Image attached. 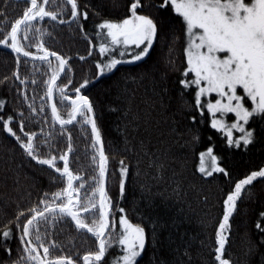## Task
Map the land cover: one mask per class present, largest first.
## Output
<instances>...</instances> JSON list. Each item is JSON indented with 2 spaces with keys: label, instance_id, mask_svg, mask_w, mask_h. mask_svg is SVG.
<instances>
[{
  "label": "trees",
  "instance_id": "obj_1",
  "mask_svg": "<svg viewBox=\"0 0 264 264\" xmlns=\"http://www.w3.org/2000/svg\"><path fill=\"white\" fill-rule=\"evenodd\" d=\"M63 3L64 0H49L46 7L56 11ZM78 3L82 10L89 12L86 21L73 20L65 8L57 20L45 17L34 21V29L40 31L29 32L28 40L22 35L20 39L26 50L36 52L34 45L42 40L45 47L63 55L68 60L66 74L73 85L82 82L83 78L92 80L85 94L93 103L104 150L109 157L107 188L116 205L113 211L118 218L121 215L118 208L123 207L128 218L145 227L147 234L138 264H218L215 261L216 233L223 215V200L235 181L264 167V122L258 118L250 120L247 127L255 129L256 139L246 147L237 148L227 143L223 131L211 127L210 113L205 111L202 116L192 106L196 86L185 89L178 83L186 67V34L182 18L178 19L174 11L158 13L156 9L150 10L154 18L167 19L169 30L163 39L157 40L148 57L118 66L119 71L114 74L93 79L97 72L95 61L104 57L98 56V47L92 49L91 56L88 55L90 40L91 44L98 45L106 35H96L101 32L96 25L104 19H123L128 0H78ZM27 6V0H0V39L10 31ZM15 57V52L0 45V99L6 101L0 114L15 115L22 111L25 131L38 133L37 146L44 155L48 154L50 146H54V152L66 150L70 133L73 146L69 154L70 168L88 181L81 191L84 197L85 190L90 191L92 186L90 177L97 174L96 164L91 159L93 137L90 125L71 123L63 132L59 123L52 125L44 83L48 78L47 65L21 55L20 78L29 77L25 89L14 75L17 71ZM169 58L172 64H169ZM50 59L56 63L54 58ZM64 77L65 73L57 81L58 85L66 82ZM73 85L65 89V95L73 94ZM17 87L21 92L16 91ZM24 91L29 97L27 101L23 98ZM53 101L61 115L67 118L70 102H61L58 90ZM29 104L37 108L38 114L30 112ZM45 116L47 120L43 119ZM192 116L196 117L195 121ZM12 126L18 129V118ZM18 134L23 136V133ZM238 135L239 131L235 130L233 138ZM44 139L50 142L49 145L39 143ZM208 148H212V155L217 157L215 163L226 169L228 175L213 171V167H205L212 172L210 176L200 171V153H207ZM121 160L128 168L122 199L118 195ZM54 175L56 179H53ZM74 184L78 185L79 181ZM64 186L59 174L48 166L38 165L23 151L19 142L0 127V230L6 226L13 228L17 214L37 205L44 192L51 193ZM262 212L264 179L258 178L246 186L231 218L224 257L232 264H264V231L256 227ZM20 219L22 221L24 217ZM261 224L264 227V220ZM119 228L117 224L113 238ZM13 230L18 236L20 229ZM40 231L45 243L56 242L50 249L51 256L70 255L78 264H83L84 254L97 247L92 234L78 230L67 217L58 219L54 226L42 225ZM11 247L15 258L23 244L14 239ZM120 255V247L111 245L104 258L105 264H115Z\"/></svg>",
  "mask_w": 264,
  "mask_h": 264
},
{
  "label": "snow or ice",
  "instance_id": "obj_2",
  "mask_svg": "<svg viewBox=\"0 0 264 264\" xmlns=\"http://www.w3.org/2000/svg\"><path fill=\"white\" fill-rule=\"evenodd\" d=\"M28 6L23 14L11 25V29L4 38L0 39V45L10 48L16 53L17 71L14 74L20 84L27 88L29 77L20 78L19 64L21 54L33 61L39 60L47 65L49 72L46 84V96L52 98L58 90L61 102H70V111L67 118L61 115L57 103H51L52 125L57 122L61 132L73 121L90 125L93 137L91 159L96 164V173L90 177L92 186L90 191L82 189L88 182L85 178L75 173L70 168L69 154L73 151L71 134L68 133L66 150L52 151L49 147L47 155L41 153L37 146L38 133L25 131V118L22 111L13 114H0V127L19 142L23 151L38 165L48 166L59 174L65 186L56 191L44 192L37 205L19 212L13 228L5 227L0 230V264H78L70 255L51 256L50 249L55 246V241L45 243L40 231L41 226L55 225L60 218H70L78 230H86L97 241L95 250L83 255V264H105V256L111 245H118L121 255L115 264H138L144 252L147 234L145 227L139 223H133L127 216L125 209L119 207L121 214L115 216L112 196L107 188L109 157L104 150V141L98 127L93 103L85 94L92 80L83 78L82 82L73 85L72 79L66 74L68 60L58 52L45 47L44 42L38 41L34 47L36 52L26 50L21 42L29 39V32L34 29V21L59 19L65 8L73 20L86 21L89 16L87 10H82L78 0H64L56 11L48 10L49 0H27ZM151 9L159 13L164 10L174 11L177 18H182V25L186 34V46L184 54L186 67L183 78L178 83L188 88L195 85L193 107L199 110L203 116L205 111L211 114V127L221 130L226 135L229 145L239 148L247 146L256 139L255 129L246 127L250 120L259 119L264 122V0H128L125 6L123 19H104L96 25L101 32L106 33L105 38L98 45L91 44L88 55L92 49L98 47V56L95 67L97 72L93 79L114 74L119 71L118 66L143 61L148 57L150 50L158 39H163L168 33V21L162 16L154 18L150 14ZM60 23H65L60 20ZM83 28V24H80ZM43 35V33H41ZM85 37L87 33L85 32ZM32 45H29L31 47ZM171 52V49H170ZM42 53V54H39ZM54 58L56 63L53 64ZM81 60L84 57H80ZM173 61L169 58V64ZM61 73H65L66 82L57 84ZM193 75V78L188 77ZM7 79V78H5ZM35 84L36 80L33 79ZM72 86V95H65V89ZM17 92L21 88L17 87ZM216 98H211L212 94ZM23 98L27 101L28 94L24 91ZM6 101L0 99V111L5 108ZM31 113H37V108L28 105ZM41 108L44 105L40 106ZM234 113L233 122H226L227 114ZM217 114H220L217 116ZM6 116V118H5ZM18 118V129L12 126L14 119ZM47 120L48 117L43 118ZM193 121L196 120L192 116ZM238 130L240 135L233 138V130ZM43 129L41 128V132ZM18 132L23 133V136ZM51 136V133H48ZM198 138V137H197ZM42 145H49L47 139L39 141ZM212 148L207 149V155L213 160V171H219L228 175L226 169L215 163L217 157L212 155ZM98 153V155H96ZM205 153H200V171L205 175H212L204 164ZM62 162V166L61 163ZM128 178V168L124 161H120L118 195L122 199L125 192V183ZM258 178L264 179V167L251 171L243 178L234 182V187L226 194L223 200V215L218 223L216 233L217 247L215 248V261L218 264H232L229 258L224 257L225 245L230 235L231 218L237 210V202L246 190V186L252 185ZM56 179V176H53ZM79 181L76 185L74 182ZM25 211L27 215H25ZM24 219L21 221L20 217ZM261 220H264V212L260 213V220L256 227L264 231ZM119 224V231L113 238L112 232ZM18 227L19 234L13 230ZM34 237V238H33ZM18 239L23 244L20 253L14 258L11 241ZM19 246V245H18ZM42 249V252H41Z\"/></svg>",
  "mask_w": 264,
  "mask_h": 264
},
{
  "label": "rangeland",
  "instance_id": "obj_3",
  "mask_svg": "<svg viewBox=\"0 0 264 264\" xmlns=\"http://www.w3.org/2000/svg\"><path fill=\"white\" fill-rule=\"evenodd\" d=\"M211 98H216V94L213 93ZM219 115H220V114H217V116H219ZM224 118H225L226 122L231 123V122H233L234 119H235V114H234V113H229V114H227V116L224 117ZM246 127H247V125H246ZM234 134H235V129L233 130V137H234ZM238 136H239V135H238ZM200 159H201V158H200ZM215 162H216V161H215ZM200 163H201V161H200ZM203 164H204V166H205L206 168H207V167H211V168H212V166H213V160L210 158L209 155H207V153H205V157H204ZM216 164H217V163H216ZM200 165H201V164H200Z\"/></svg>",
  "mask_w": 264,
  "mask_h": 264
},
{
  "label": "water",
  "instance_id": "obj_4",
  "mask_svg": "<svg viewBox=\"0 0 264 264\" xmlns=\"http://www.w3.org/2000/svg\"><path fill=\"white\" fill-rule=\"evenodd\" d=\"M22 55V54H21ZM51 58V57H50ZM64 73H61V76L63 75ZM59 80V79H58ZM49 101H50V107H51V103L53 102V97L52 98H49ZM78 119V117H77ZM77 121H73L72 123H76ZM58 123V122H57ZM108 178V177H107Z\"/></svg>",
  "mask_w": 264,
  "mask_h": 264
}]
</instances>
